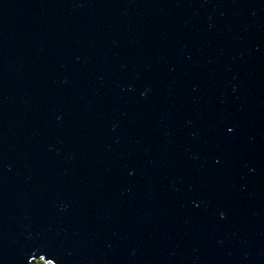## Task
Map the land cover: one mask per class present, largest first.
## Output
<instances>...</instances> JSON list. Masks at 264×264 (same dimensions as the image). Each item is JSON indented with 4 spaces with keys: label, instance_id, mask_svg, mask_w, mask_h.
<instances>
[{
    "label": "water",
    "instance_id": "1",
    "mask_svg": "<svg viewBox=\"0 0 264 264\" xmlns=\"http://www.w3.org/2000/svg\"><path fill=\"white\" fill-rule=\"evenodd\" d=\"M264 264V0H0V264Z\"/></svg>",
    "mask_w": 264,
    "mask_h": 264
},
{
    "label": "rangeland",
    "instance_id": "2",
    "mask_svg": "<svg viewBox=\"0 0 264 264\" xmlns=\"http://www.w3.org/2000/svg\"><path fill=\"white\" fill-rule=\"evenodd\" d=\"M30 264H50L49 262L44 263L41 259H36Z\"/></svg>",
    "mask_w": 264,
    "mask_h": 264
}]
</instances>
